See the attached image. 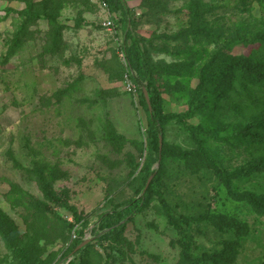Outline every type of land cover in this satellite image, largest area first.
<instances>
[{
  "label": "rangeland",
  "instance_id": "374dc122",
  "mask_svg": "<svg viewBox=\"0 0 264 264\" xmlns=\"http://www.w3.org/2000/svg\"><path fill=\"white\" fill-rule=\"evenodd\" d=\"M25 3L29 18H0V264H192L160 195L200 264H264V210L233 197L205 159L228 172L255 166L232 189L264 206V0H144L115 14L111 31L99 0ZM125 27L140 40L160 115L181 116L163 123L161 164L140 105L147 81L123 58ZM148 162L160 171L156 192L113 224L106 214L139 197ZM41 182L82 222L67 226L72 213ZM75 230L86 243L67 257Z\"/></svg>",
  "mask_w": 264,
  "mask_h": 264
},
{
  "label": "trees",
  "instance_id": "16d2710c",
  "mask_svg": "<svg viewBox=\"0 0 264 264\" xmlns=\"http://www.w3.org/2000/svg\"><path fill=\"white\" fill-rule=\"evenodd\" d=\"M18 1L23 2L25 4V8L22 11H15L12 9H7V10H5V16L13 13V14H17V15H21V16H24L26 18H29L30 12H31V6L27 5L25 3V0H18ZM102 1L103 0H99L100 8L102 9L103 12H106V10L101 5ZM104 1L107 4L108 12L112 16V20L114 22V27H115V19H116L115 14H120V15H122V17L131 14V11L128 10L124 0H104ZM143 1L144 0H141L140 7L142 6ZM106 14H107V12H106ZM45 17L47 19H49L50 21L56 20V17L51 13L46 14ZM80 21H83V20H80ZM132 23H133V21H132ZM121 32H122V52H125V57H124L125 61H127L129 67L132 70H134V69L136 70V75H137L139 82H140V80H143V79L147 81L145 88H146L148 95H149L151 108L149 109L147 102L145 100V97L143 96V93L141 95L140 105L142 106L141 108L146 115V131L148 133L150 150H153V152L155 153V159L158 160L161 164V161H162V158L164 155L163 154V142H164L163 123H164V121H168L169 119H173V118H177L180 121L181 116L174 114L172 116H168V117L163 118L160 115V112H159L160 97H159L158 93L153 89V80L151 79V71L149 68V64L146 62L144 56L141 53V49L139 46L140 40L133 35V33L128 29V27L123 28V30ZM247 41H249V40H246L245 38L241 39V42H243V43L247 42ZM235 42L238 43L237 41H235ZM240 64H241V60H239V59L231 60L229 63L225 64L222 71H220V70L215 71L212 74L211 78H209V81L210 80H216L217 77L219 78L218 75H221L222 73H224L226 71L233 70L236 67H238ZM204 79H205V77L202 76L201 81H200L201 86L206 85V82L204 81ZM159 136L162 137L161 150L159 148ZM195 140H196L198 147L201 149L202 148V142L198 138H196ZM175 153H177V155H180L182 157H187L190 155V152H184V151L183 152L177 151ZM205 156H206L205 157L206 162L211 167L216 178L226 187L228 192L233 197H236V198L245 197L246 199H249L250 201H252V203L256 204L259 208L264 210V206L262 204V201L259 199L258 196L252 195L250 193H237V192L233 191V189H232V181L235 179V177L242 178V177L247 176V174H249L250 171L255 166H246L244 170H241V171L237 170L234 172H228V171L220 170L218 165H217V161L215 159L210 158L207 155H205ZM150 166H151V162H148V164L145 168V175L143 177V183L141 184V186L139 187V189L137 190V193H136V195L139 197L136 198L135 200H130V201H126V202L122 203V205H123V209L121 210L122 212L121 211L117 212L114 210V211H112V213L106 214L105 217H111V216L115 215L116 219H115V221L113 220V224L115 223L117 225V224L123 223V221L131 219L132 217H134V215L141 212L145 203L147 202V200L149 198H151L154 195V193L156 192V187L159 183L160 171L158 170V171L153 172V171H151ZM257 166L259 167V165H257ZM150 176H152V180L150 181V184L148 185V187L144 190ZM38 182H39V179H38ZM41 184L40 185L42 188V192H43L44 197L46 199L50 200L53 203L60 205V207L69 211L70 213H72V216L74 218V223H68L67 222L66 223L67 226H69L70 228H73L76 224L82 222L83 219H82L81 215L78 213L76 207L71 206L67 202L58 198L55 195L54 191L46 183L41 182ZM159 200H160V203L162 205V208L165 211L166 218L178 229V231L181 235V238L178 240V243L182 247V254L184 255V258L187 261L191 262L192 264H200L201 261L197 257L188 253V251H187L188 244L185 241V235L183 233V230L179 226V223H178L179 221L171 215L170 207H169V205L166 204L162 195L159 196ZM117 208L118 207L116 205L115 209H117ZM122 213H124V214H122ZM203 218L209 219L210 217L202 216V219ZM103 222L105 223L104 227L105 226L111 227V225H110L111 223H110L109 219H106ZM75 233H76L78 238L75 241V243L73 244L72 249L70 250L67 257L72 255L73 251H75L76 248L83 242L81 240V236L83 234L82 231L81 230H75ZM14 251L17 254L22 252V250L18 249V248L14 249ZM22 258L24 259V256H22Z\"/></svg>",
  "mask_w": 264,
  "mask_h": 264
},
{
  "label": "crops",
  "instance_id": "0c3cea01",
  "mask_svg": "<svg viewBox=\"0 0 264 264\" xmlns=\"http://www.w3.org/2000/svg\"><path fill=\"white\" fill-rule=\"evenodd\" d=\"M126 6L131 13H135L140 9L141 0H124ZM25 4L18 0H0V18L5 16V10L12 9L22 11ZM12 14V13H11Z\"/></svg>",
  "mask_w": 264,
  "mask_h": 264
},
{
  "label": "built area",
  "instance_id": "2783aa9c",
  "mask_svg": "<svg viewBox=\"0 0 264 264\" xmlns=\"http://www.w3.org/2000/svg\"><path fill=\"white\" fill-rule=\"evenodd\" d=\"M103 1H102L101 5L106 10L108 16L106 17L105 21H103L102 26L105 27L107 30L111 31L112 29L115 28L114 27V22L112 20V16L108 12V7H107L106 2L105 1L103 2ZM123 58H124V55H123ZM126 87H127V90L130 91V92H134L135 91V86L131 82H126Z\"/></svg>",
  "mask_w": 264,
  "mask_h": 264
},
{
  "label": "water",
  "instance_id": "95a60500",
  "mask_svg": "<svg viewBox=\"0 0 264 264\" xmlns=\"http://www.w3.org/2000/svg\"><path fill=\"white\" fill-rule=\"evenodd\" d=\"M142 93H143V96L145 97V100H146V102H147V105H148V107H149V109H150V108H151V105H150L149 95H148V92H147L146 88H143ZM161 144H162V137L159 136V148H160V150H161ZM151 180H152V176H150V178L148 179L147 184H146L144 190L148 187V185L150 184V181H151ZM85 243H86L85 241L82 242V243L76 248V250L83 248V247L85 246Z\"/></svg>",
  "mask_w": 264,
  "mask_h": 264
}]
</instances>
